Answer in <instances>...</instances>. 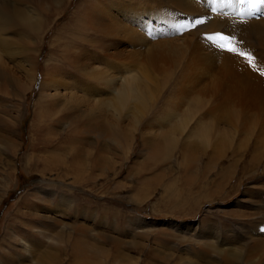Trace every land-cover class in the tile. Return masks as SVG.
<instances>
[{
    "label": "rangeland",
    "instance_id": "1",
    "mask_svg": "<svg viewBox=\"0 0 264 264\" xmlns=\"http://www.w3.org/2000/svg\"><path fill=\"white\" fill-rule=\"evenodd\" d=\"M0 11V264H264V4Z\"/></svg>",
    "mask_w": 264,
    "mask_h": 264
},
{
    "label": "bare ground",
    "instance_id": "2",
    "mask_svg": "<svg viewBox=\"0 0 264 264\" xmlns=\"http://www.w3.org/2000/svg\"><path fill=\"white\" fill-rule=\"evenodd\" d=\"M92 12H94V14H96L97 13V11H96V9L93 11V9H92ZM0 13H1V11H0ZM155 14V13H154ZM1 16H3V13H2V15L0 14V17ZM99 16V15H98ZM97 20H99V19H97ZM100 22V21H99ZM158 48V47H157ZM157 48H155V49H157ZM154 52V51H153ZM156 52V51H155ZM159 52V51H158ZM161 52V51H160ZM159 52V53H160ZM148 54H150V53H148ZM153 54V53H152ZM156 54H157V52H156ZM159 54H157L156 56H158ZM151 57H154V58H156L154 55L153 56H151ZM149 60H151L150 59V56H149V58H148ZM152 61V60H151ZM150 61V62H151ZM153 63V62H152ZM151 64V63H150ZM153 66V65H152ZM157 66V65H156ZM147 74V73H146ZM33 77H34V75H33ZM134 76H130V77H128V79H126L124 82H121L118 86H116L115 87V89H116V96H115V101H116V107H115V109H116V111H115V114H114V117L111 119V120H109V121H107V122H104V118H103V116L104 117H107V115H106V110L104 111H101V119L103 118V120H101V122H102V125L104 126V130H106L107 128L108 129H110L112 132L114 131V133H113V135L115 136V138H116V143L118 144L119 143V141H121V137H122V131H121V116H122V114H120V112L122 111V108H121V106L123 105V103L125 102V101H128V100H132V101H135V102H140L139 100H138V97L140 98H142V97H145V94L143 93V92H141V91H139L138 90V88L139 87H141V86H138V84L137 83H139V81L137 80V78H133ZM42 84H44V86H45V81H43L42 82ZM52 85H54L53 84V81L51 82V86ZM43 86V87H44ZM199 100V99H198ZM197 100V102H200V101H198ZM119 103V105H120V108H118V103ZM134 102V103H135ZM50 103V102H49ZM140 104H141V102H140ZM89 118V117H88ZM91 118V117H90ZM98 118V117H97ZM103 126H102V129H103ZM107 127V128H106ZM101 127H99V129H100ZM106 128V129H105ZM105 132V131H104ZM100 134V133H99ZM104 134V133H103ZM170 134H169V132H167L166 133V136L168 137ZM166 144H167V142H166Z\"/></svg>",
    "mask_w": 264,
    "mask_h": 264
},
{
    "label": "snow or ice",
    "instance_id": "3",
    "mask_svg": "<svg viewBox=\"0 0 264 264\" xmlns=\"http://www.w3.org/2000/svg\"><path fill=\"white\" fill-rule=\"evenodd\" d=\"M241 3H244L245 0H240ZM257 3L264 4V0H256ZM220 39H225V37H220ZM222 47V46H221Z\"/></svg>",
    "mask_w": 264,
    "mask_h": 264
}]
</instances>
